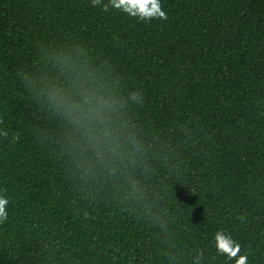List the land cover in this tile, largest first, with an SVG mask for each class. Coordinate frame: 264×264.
Segmentation results:
<instances>
[{"label": "trees", "instance_id": "trees-1", "mask_svg": "<svg viewBox=\"0 0 264 264\" xmlns=\"http://www.w3.org/2000/svg\"><path fill=\"white\" fill-rule=\"evenodd\" d=\"M107 3L0 0V264H234L218 230L264 264V0ZM56 89L106 101L103 148Z\"/></svg>", "mask_w": 264, "mask_h": 264}, {"label": "clouds", "instance_id": "clouds-1", "mask_svg": "<svg viewBox=\"0 0 264 264\" xmlns=\"http://www.w3.org/2000/svg\"><path fill=\"white\" fill-rule=\"evenodd\" d=\"M91 4L93 7L99 6L102 4V0H91ZM101 10L105 12L118 10L142 22H148L152 19L162 21L168 19L167 14L162 11L160 0H108V3L104 4ZM140 95L139 92H133L131 99L139 101ZM46 99L55 110L86 129V135H88L89 139L96 141L93 145L95 148L104 147L105 143H107L105 137H108L110 133L108 128L104 127L106 121L100 112L106 101L87 94L83 95L80 101H77L60 89L50 91ZM0 134L7 135L6 132ZM8 203L7 199L0 196V223H3L8 218L6 211ZM239 219L243 221V217H239ZM213 243L218 256H225L229 261L234 260V264H248L247 254L240 255L241 248L239 243L234 241L223 230H218L215 233ZM198 255L202 257L203 251L198 253Z\"/></svg>", "mask_w": 264, "mask_h": 264}]
</instances>
